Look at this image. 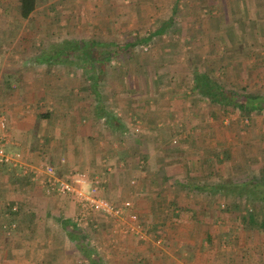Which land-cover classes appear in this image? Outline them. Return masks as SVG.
<instances>
[{
	"label": "rangeland",
	"instance_id": "374dc122",
	"mask_svg": "<svg viewBox=\"0 0 264 264\" xmlns=\"http://www.w3.org/2000/svg\"><path fill=\"white\" fill-rule=\"evenodd\" d=\"M206 1L208 2L205 3L212 7L213 18L222 17L221 21H224V16L230 15V20L233 18V21L206 23L191 22V19H187L177 22L174 16H182L183 11L188 13L183 16L184 19L193 18L189 15H194L196 18L193 19L196 21L204 12L202 5H182L179 8V2L176 5L177 13L173 11L172 14L175 25L167 28L160 37L154 36L148 45L136 47L128 54L127 57L132 56L136 62L139 60L141 63H148L151 62V54L154 51L157 54V62L163 65L161 72L153 76L151 81L155 98L149 104L142 103L149 92L144 85L141 86V93L136 92L134 87L135 97H131L127 92L128 81L131 80L134 85L135 69H127L126 59L123 64L112 61L107 67L104 80L98 83L101 95L99 104L104 113L112 117L114 113V118L126 128L120 135L113 126L109 128L107 135L102 136L115 145L118 153H129L133 147L136 150L122 162L125 169L122 167L121 171L127 170L131 185L128 180L115 177L119 171L113 172V167L106 165V158L104 160L107 162H102L99 172L91 174L92 176L84 173L89 182H98L100 196L118 204L124 201L132 202L137 223L148 232L147 238L139 239L129 232L126 228L129 225L128 220L122 219L115 225L112 219L103 218L98 214H88L86 224L80 226L77 221L80 210L78 203L68 194L64 195L68 197V202L53 203V199L42 200L41 206L47 205L48 210H55L52 214L44 216V207H40L39 216L38 213H31L25 209L27 203L30 205L31 199L28 195L34 190L37 192L34 185L41 187L42 184L31 181L33 187L27 188L28 193H24V182L18 179V171L12 173L10 170L8 172L6 169H0L1 208L3 203L18 200L17 203L22 205L27 214L20 215L7 231L5 240L1 239L0 264H94L96 260H102L104 264H186L184 260H188L187 256L191 257L188 264H261L262 261H258L259 258H264V231L257 226H250L247 222L242 223V216L250 208L257 212V220L263 221L264 207L256 204L253 208L244 202L245 199L230 195L225 198L216 197L213 204L211 201L214 200V194L183 193L186 191L177 187L173 190L171 198L165 199L161 192L164 186L159 181L152 182L151 190L140 186L142 183L146 184L153 176L161 179L162 175L174 185L186 183L188 176L197 178L199 184H205V176L197 174L198 172L185 175V162H181L184 161L182 154H172L176 151L174 146H186V141L192 145L187 146L185 151L182 149L185 157H194L196 153L202 155L205 151H212L214 147L226 148L230 157L218 166L217 174L213 175L216 181H223V178L226 179L231 173L233 177L240 179L234 182L237 187L261 167L264 145L257 134L260 132L264 136V113L253 114L247 118L239 111L232 112L211 106L207 101L200 100L202 97L191 90V82L195 71L204 72L225 90L240 94H264V3L263 6L260 1L256 5L251 3L252 8L255 7L259 13H255L256 22L253 16L249 18L246 12L250 8L247 0ZM160 3L161 0H37L34 12L27 19H22L18 11L19 0H0V58L6 57V65L21 64L25 68L32 66L33 60L39 54L51 51L54 46L61 45L65 40L121 43L130 34H155L165 22L160 19L163 15H159L158 11L164 14L167 12L165 16L172 13L169 12L172 7L161 6ZM228 3H231V14L229 9L227 10ZM236 10H243L245 14L237 17ZM251 19L254 21L251 22ZM214 27L217 29H213ZM230 28L232 31H229ZM255 36L259 40L258 44L255 42ZM216 40L218 43L224 42L225 45L217 47ZM163 51L165 54L171 51L176 55L168 59ZM232 61H235L234 65L239 63L237 70L229 66ZM247 61L256 64L253 71L244 70ZM38 67L37 70L42 71L43 77L56 75L55 79L51 77L50 80L54 86L61 88V97L64 96V90L70 87L76 92L73 95L84 99L87 106L95 112L98 102L86 88L90 84L89 72L71 64H39ZM44 72L48 75L45 76ZM27 73L29 71H25V74ZM26 86L25 92L26 89L31 90L29 84ZM163 86H167L169 91H160L163 93L161 98L159 90ZM180 89L185 90L183 94L176 93ZM56 97L55 100L59 101V94H56ZM167 101L170 103H166ZM138 104L141 107L137 106ZM45 110L47 112V109ZM159 111L169 114L160 117L155 114ZM198 111H202L199 116L191 115L193 112L198 114ZM59 118L52 120L50 124L57 122L55 126H63L64 118ZM255 124L262 127L257 128ZM164 146L173 149L168 151L170 155L165 154V159L161 160L158 157L163 155ZM91 152L93 155L98 154ZM142 156H147V161L142 159ZM168 156L179 160H170L166 158ZM27 166L31 169L43 168H35L28 163ZM107 168L111 170L108 171ZM65 170L64 167L66 173L63 178L67 176L68 171L72 172L74 169ZM57 171L59 174L58 168ZM105 172L113 173L111 176L115 181L112 189L107 186L108 173ZM253 173L252 176L255 175ZM84 190L88 191L89 187ZM149 193L159 195L152 197L150 201ZM17 203L14 210L18 207ZM151 203L154 206L160 204L159 211L154 212L153 207H150ZM171 203L173 206L167 207V204ZM61 204L66 209H61ZM180 206L188 212L181 214ZM190 207L198 208L199 212L208 210L209 214L192 213ZM149 208L153 212L149 213ZM61 219L73 221L78 228L79 238L70 237L65 232L69 226L64 228L60 223ZM240 224L241 230L238 229ZM47 232L55 233L52 238L58 243L56 249H53L52 245L49 247L54 241L47 239ZM158 240L161 242L159 245ZM143 244H146L149 250L152 248L155 253L160 251L166 254L169 250L176 249L182 258H171L169 254L172 255V252L166 254L165 258H134L133 253L126 254L128 249L135 252V248ZM53 250L57 252L58 258H48ZM201 254L205 258H196ZM121 255L131 258H119Z\"/></svg>",
	"mask_w": 264,
	"mask_h": 264
},
{
	"label": "trees",
	"instance_id": "16d2710c",
	"mask_svg": "<svg viewBox=\"0 0 264 264\" xmlns=\"http://www.w3.org/2000/svg\"><path fill=\"white\" fill-rule=\"evenodd\" d=\"M37 0H19V6L18 11L19 15L22 19H27L31 13L34 12L36 8ZM175 11L176 6L173 8ZM163 26L158 28L153 33H147L145 35L140 34H130L129 37L125 38L121 43H102L97 42L94 40L91 41H83V40H65L61 43V45L54 46L51 51H45L39 54L35 60H33V64H49V65H74L78 66L80 69L84 70L85 72H89L91 76L88 78L90 81V84L86 86L87 90H89L90 94L94 96L97 104V109H95L96 115H98V118H96V124L101 129L100 133L102 135H107L109 128H112L113 126L116 127L117 132L121 135L126 130L124 125L119 122V120L113 114V117L104 113L103 107L99 104L101 100V95L98 90V83L100 81H103L105 78V72L107 70V67L110 65L112 61H117L123 64V60H127L125 62V65L127 66V69H135L134 72V85L132 84V81H128L126 90L131 95V97H135L136 92H142V85L145 86V89H149L148 96H146L142 103L149 104L151 100H154L155 95H153L152 90V79L153 76L157 75L161 72V69L163 68L162 63L157 62V54L153 51L151 54V62L143 61V63L139 62V60L136 62V59L132 56H128L129 53H131V50L136 47H143L144 45H148L154 38V36L160 37L164 31H166L167 28H169L172 25H175V21L173 19H170L168 21L163 22ZM255 42L258 44L259 40L257 36L254 37ZM253 40V39H252ZM254 41L252 43L255 44ZM155 43V42H154ZM219 46V45H218ZM162 51V50H161ZM160 53V52H159ZM162 53V52H161ZM163 54L164 51H163ZM167 58L169 59L170 56L176 55L173 54L171 51H168V54H165ZM160 56V55H159ZM229 62V66L232 67V69L237 70L239 67V63H236L235 65ZM246 69H251L253 71L255 69L256 64L251 62H245ZM130 67V68H129ZM143 70H142V69ZM240 69V68H239ZM123 70V69H120ZM142 71L143 73H140ZM144 77V80H143ZM143 80V81H142ZM163 84V83H162ZM191 90L193 92H197L202 98L200 100L207 101V103L211 106H216L224 109H228L229 111H239L244 116L251 117L254 115H259L264 113V94H240L232 91L225 90L221 86V84L213 81L210 76L207 73L204 72H197L195 71L192 74V83H191ZM133 87V88H132ZM136 87V92L133 91ZM170 87V86H169ZM151 89V92H150ZM71 90V88L69 89ZM160 91L168 92L169 89L167 86H163ZM185 90H179L176 93L183 94ZM163 93H160V97H162ZM141 103V104H142ZM166 103H170V101H167ZM192 103V102H191ZM190 103V104H191ZM140 106L141 105H137ZM136 106V107H137ZM132 107V106H130ZM192 108L194 109L195 106ZM191 108V110H193ZM195 112V111H194ZM191 114L192 116H199L202 111H198V114ZM155 114L160 115L162 117L163 115H168L169 113L165 112H157ZM46 117V116H45ZM100 118H104L105 120L100 122ZM256 125V124H255ZM254 126H252L253 128ZM255 127L261 128L262 125H256ZM258 137L261 138V141L264 145V136L258 132ZM194 141V139H193ZM181 144V143H180ZM110 144L107 143V146ZM192 144L188 141H186V146H174L176 148L175 152L181 153L184 161V174L190 175L192 172L199 175L205 176L204 179L207 180L205 184H199L197 181V178L194 177H186V183H175L171 184L169 183L166 176L159 179L158 177H154L151 180H147V183H142L140 186L147 187L151 190L152 182L159 181L161 185L164 187L161 189V192L163 193V196L165 199H170L171 195L174 193L173 190L177 188L184 189L186 192L183 193H191V194H214L213 199L211 203H213L217 198L221 197L225 198L227 195H230L232 197L237 196L239 199H245V203L249 204L254 208V206L257 204L259 206L264 207V158L261 163V167L258 170H255V172L251 177L246 179V181L242 182V185L240 186H234V182L236 180H240L238 178L233 177V174H228L226 179L223 178V181H216V179H213L214 176L217 174L218 166L223 163L224 159L228 158L229 154L225 148H222V146L214 147L213 152L212 151H205L202 153V155H196L193 157H186L182 153V151H185V148L188 146L190 147ZM171 147L164 146L163 155L161 157H158V159L164 160L165 154H169L168 151H170ZM183 149V150H182ZM135 150V147L129 151V153H126V151H121L119 153L120 158H123L122 160L125 161L127 156L130 154H133ZM129 155V156H130ZM170 155V154H169ZM264 156V153H262ZM170 160H179V158L174 159L172 156L166 157ZM142 159L147 161V156H142ZM186 164V165H185ZM11 166V165H5L2 164L0 166ZM243 172V171H241ZM118 175V174H117ZM129 174L125 173L124 171H120V176L118 178L128 180V183L130 184V180L128 179ZM206 176L208 177L206 179ZM112 177H107V186L108 188L112 189L114 185V181H111ZM117 178V179H118ZM18 179L20 182H24L25 188L23 189V192L28 193L27 188L33 187V183H31V180L29 176H19L18 173ZM17 179V181H18ZM168 180V181H167ZM218 180H220V177H218ZM216 181V182H215ZM243 181V180H242ZM127 184V183H126ZM128 184V186H129ZM131 185V184H130ZM132 187V186H129ZM161 187V186H160ZM151 194V193H149ZM159 194H151L149 195V200L151 201V198L154 196H157ZM18 207L14 210V202H9L7 207L0 209V241L1 239L6 238V235H8L7 231L10 230V227L15 224V221L20 215L25 214L24 208L20 203H17ZM118 204V202L116 203ZM215 204V203H213ZM212 204V205H213ZM169 206L171 204H167ZM173 206V205H172ZM150 207H153V211L157 212L159 211L160 204L153 205V203L150 204ZM184 209V208H183ZM153 211H149L153 212ZM240 217V216H238ZM257 212L253 209H248L247 212L242 216V223H249L250 226H257L258 228H261L264 231V220H257ZM61 225L66 228L69 226V228L65 229V232L68 233L70 237H75L76 239L79 238V234L77 233L78 228L73 223V221L67 220V219H61L60 221ZM208 227V226H207ZM238 229H242V225L240 224ZM73 240V239H72ZM17 253L19 251H16ZM94 264H104L102 260H96Z\"/></svg>",
	"mask_w": 264,
	"mask_h": 264
},
{
	"label": "crops",
	"instance_id": "0c3cea01",
	"mask_svg": "<svg viewBox=\"0 0 264 264\" xmlns=\"http://www.w3.org/2000/svg\"><path fill=\"white\" fill-rule=\"evenodd\" d=\"M258 1H260V5L263 6L264 0H247L250 8L246 12L249 14V18L253 16L256 22L257 18L255 17V13L256 15L259 13L257 12V9L255 7H253V9L252 6L256 5ZM179 2L181 3V5H178ZM205 2L208 1L161 0L160 5L172 7V10L169 11L170 13H172L169 14V16H165L167 12L164 14L162 11H158V14L163 15V17L160 18L162 21H168L172 17V14H174V5H178L179 8L182 5H184V7L187 5H202L203 10L204 12H206V14H204V12L201 13L202 16L199 15L198 21L193 19L196 18L194 15H189L193 18L184 19L183 16H186V14H188L184 11L183 14H181L182 16L176 14L174 16L175 18L172 17L171 19L174 18L177 22H184L187 19H191V22L202 21L206 23H226V21H233V18L230 20V15L229 17L224 16V21H221L222 17L213 18L212 7L210 4ZM251 3H253V5ZM245 6H247L246 2ZM230 8L231 3H228L227 10L229 9V14L232 13L230 11ZM176 11L177 10H175V12ZM235 13L237 14V17L245 14L243 10H236ZM252 21L254 20L251 19V22ZM213 29H217V27H214ZM229 31H232V28H230ZM216 44H218L219 47L225 45L224 42H217ZM5 60H7L6 57L2 59L0 58V119H3L6 124V133L8 141L6 143V149L10 152H18L23 160L22 163L24 165H27L28 163L29 165L35 166V168H40L41 166L44 167L45 165H53L57 167L59 169V176L61 177H63V175H65L66 173L64 172V167L66 168L65 171L74 169L72 171L74 172L80 170L85 173H88V175L90 176L91 174L100 171V168L102 167V162H107V160H104V158L108 159V163H106V165H111L114 170L113 172L119 171L118 175L114 174L115 177L120 176V171L122 170V167H124L122 165L123 158H120L119 153L115 149V145H113L110 140H105V135L102 136V134L100 133L101 129L99 128V126L95 125V120L96 118H98V115H96V113L90 106H87V102L82 98H77L76 96H74L73 93L75 92V90H72V88L71 90H69L70 87H67V89L64 90V96L61 97V88L54 86L53 81L50 80L51 77L55 79L56 75L43 77V75H41L42 71H39V69L37 70V68H39V64L36 65L34 63L35 65L33 64L32 66H25L24 68L21 64H15L14 66L6 65ZM25 71H29V73L25 74ZM44 74L45 76L48 75L45 72ZM27 84H29L28 87L31 90L28 91L26 89L25 92ZM22 87L24 88L23 91ZM56 94H59V101L55 100V98L57 99ZM43 104H46V106H43ZM45 109H47V112H45ZM71 109H73L74 111L72 112ZM59 116H62L64 118L63 126L61 124L59 126H55L57 122H53V124H50L52 123V120H56L57 118H59ZM102 121H104V118H100V122ZM45 142L46 144L43 145V143ZM107 143H109L110 145L107 146ZM91 151H95L98 154L93 155ZM93 158L98 160L94 161ZM0 169H6L5 171L8 172L10 170V172L12 173H16L18 171L19 176H29V178L31 177L30 173L23 174L20 170L11 166L3 165L0 166ZM107 170L109 171L111 170V168H107ZM61 171H63L64 173ZM70 172L71 171H68V173ZM124 172L128 174L127 170H124ZM106 173H108L107 175L110 177H112L111 175H113V173L109 174V172H105V174ZM1 174L2 173L0 172V175ZM110 180L115 181L113 177ZM119 180L121 179L119 178ZM205 181L208 182L207 180ZM35 186L36 185H34V188H36L37 195L34 192L35 190L29 193L28 196L31 199L30 205L28 206L27 203V208H25L26 210H30L31 213H38L39 216L40 207H44V216L52 214L53 211L55 212V210H48L47 205L41 206L40 203L42 202V200L47 201L49 199H53V203L69 201L68 197L64 195H60L59 197H57V195L54 196L51 194H46L44 188H41L38 185L36 187ZM15 195H13V197H16ZM25 201L26 200H23V202ZM9 202H14L16 205L18 200H10ZM8 203H3V208ZM61 206V209L65 208L62 204ZM3 208H1L0 206V209ZM194 208H191L192 213L196 212L197 214L201 213L203 215L206 213L209 214L208 210H206L205 212H199L198 208H195L196 210H194ZM185 209L186 208L183 209V207L180 206L179 211H182L181 214H183V212H188V210L185 211ZM148 211H151L150 208L148 209ZM205 227L207 226L205 225ZM47 234V239L54 241L53 243L51 242V244H49V247L53 246V249H56L58 243L56 242L55 238H52L55 233L52 232L51 234L50 232H47ZM130 251L131 249H128L126 251V254L133 253L132 255L134 256V258H139V256L141 258H165L166 254L168 255L170 252L173 253L172 255L169 254L171 258H182L181 254L176 249H171L168 253L166 252V254L160 251V253H155L152 248L151 250H149L146 244H143V246L140 245L136 247L134 250L135 252ZM128 257L131 258V256ZM128 257L121 255V257L119 258ZM48 258H58L57 252H55L54 250L51 251L50 255H48ZM187 258L188 260H184V263L186 262V264L190 262L189 259L191 257L187 256ZM196 258H205V256L201 254V256H197ZM258 262L264 264V258H259ZM174 264L183 263L174 262Z\"/></svg>",
	"mask_w": 264,
	"mask_h": 264
},
{
	"label": "built area",
	"instance_id": "2783aa9c",
	"mask_svg": "<svg viewBox=\"0 0 264 264\" xmlns=\"http://www.w3.org/2000/svg\"><path fill=\"white\" fill-rule=\"evenodd\" d=\"M247 122V118H246ZM6 124L0 119V164L18 167L23 174L31 173L30 180L42 184L46 188V193L51 195H71L78 203L79 213L77 217L78 224H86L88 214L100 215L103 218L112 219L115 222L122 219L128 220L127 230L137 236L139 239H146L148 232L137 223V216L133 212V204L130 201H124L116 204L99 195L100 187L98 182H89L84 172L74 171L67 174L66 177H60L57 167L45 165L40 169H31L22 163L19 153L10 152L6 149L7 133ZM89 187L88 191L84 189ZM124 225L126 224L123 222ZM161 242L157 241V245Z\"/></svg>",
	"mask_w": 264,
	"mask_h": 264
}]
</instances>
